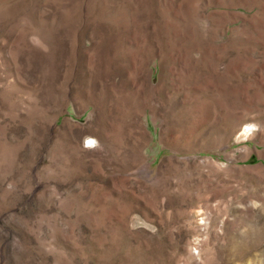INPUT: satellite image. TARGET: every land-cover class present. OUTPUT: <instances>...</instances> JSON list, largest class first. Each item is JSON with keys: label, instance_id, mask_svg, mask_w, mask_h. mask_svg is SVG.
I'll return each mask as SVG.
<instances>
[{"label": "rangeland", "instance_id": "1", "mask_svg": "<svg viewBox=\"0 0 264 264\" xmlns=\"http://www.w3.org/2000/svg\"><path fill=\"white\" fill-rule=\"evenodd\" d=\"M0 264H264V0H0Z\"/></svg>", "mask_w": 264, "mask_h": 264}, {"label": "bare ground", "instance_id": "2", "mask_svg": "<svg viewBox=\"0 0 264 264\" xmlns=\"http://www.w3.org/2000/svg\"><path fill=\"white\" fill-rule=\"evenodd\" d=\"M253 130V128L252 127H250L249 125L248 126H246L245 128H244V130H243V134H248V133H250L251 131Z\"/></svg>", "mask_w": 264, "mask_h": 264}, {"label": "snow or ice", "instance_id": "3", "mask_svg": "<svg viewBox=\"0 0 264 264\" xmlns=\"http://www.w3.org/2000/svg\"><path fill=\"white\" fill-rule=\"evenodd\" d=\"M91 143V142H90Z\"/></svg>", "mask_w": 264, "mask_h": 264}]
</instances>
